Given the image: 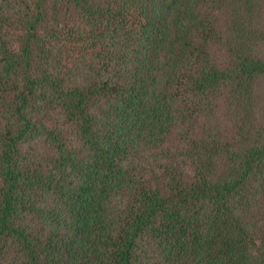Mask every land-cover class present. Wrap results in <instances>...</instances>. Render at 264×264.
I'll return each mask as SVG.
<instances>
[{
	"label": "trees",
	"instance_id": "obj_1",
	"mask_svg": "<svg viewBox=\"0 0 264 264\" xmlns=\"http://www.w3.org/2000/svg\"><path fill=\"white\" fill-rule=\"evenodd\" d=\"M0 264H264V0H0Z\"/></svg>",
	"mask_w": 264,
	"mask_h": 264
}]
</instances>
